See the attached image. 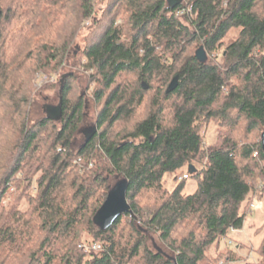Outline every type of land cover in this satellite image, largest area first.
Instances as JSON below:
<instances>
[{
    "label": "trees",
    "instance_id": "trees-1",
    "mask_svg": "<svg viewBox=\"0 0 264 264\" xmlns=\"http://www.w3.org/2000/svg\"><path fill=\"white\" fill-rule=\"evenodd\" d=\"M58 70L52 121L32 93ZM263 132L264 0H0V264H264V236L255 261L219 247L264 197ZM121 179L129 212L101 231Z\"/></svg>",
    "mask_w": 264,
    "mask_h": 264
},
{
    "label": "rangeland",
    "instance_id": "rangeland-1",
    "mask_svg": "<svg viewBox=\"0 0 264 264\" xmlns=\"http://www.w3.org/2000/svg\"><path fill=\"white\" fill-rule=\"evenodd\" d=\"M85 31H83V34ZM232 41V38L230 40L228 39L226 43ZM57 76V79L55 82L51 83L48 82L46 78H49L51 76ZM61 79V73L60 71H56L53 73H41L38 72L36 74L35 79V88L32 94L36 95L38 93L41 94L43 98H47L44 100L45 103H42L43 105H51V106H57L58 105V91H59V85L58 82ZM39 81H42V87L39 89L37 88V84ZM45 82V83H44ZM54 85V86H51ZM146 85V84H145ZM41 104V105H42ZM93 123H87L86 126H82L79 129L78 134L76 135V138L74 140V148L76 149L81 143H82V135L81 133L83 129H85L88 126H91ZM80 133V135H79ZM202 133L205 137V143L207 145L212 144L215 141L216 133H217V126L213 122H209L206 126L202 128ZM195 168L198 170L201 168L200 164H195ZM189 170V166L184 167L182 169V173H186ZM180 174L179 172L173 174V173H166L163 177V185L166 189L169 191L173 190L176 185L179 183L178 180H176V176ZM198 183L199 178L198 177H190L183 182V193L187 195H191L195 193L198 189ZM253 208L251 209V212L246 215L244 225L241 230H239L236 234L231 236L230 240L232 242L229 244V241H221L219 247L220 249H230V250H236L239 243L246 244L248 246L253 247L252 253H249L248 249L243 250H236L238 252V256L245 258L248 256H252L253 259H257L258 254L256 250L258 249L260 242L264 236V197L261 199H255L253 202ZM27 207L26 202H22L20 204V208L22 210H25ZM89 240V239H88ZM90 242V241H88ZM154 242L157 246L163 248V245L161 241L154 237Z\"/></svg>",
    "mask_w": 264,
    "mask_h": 264
},
{
    "label": "water",
    "instance_id": "water-1",
    "mask_svg": "<svg viewBox=\"0 0 264 264\" xmlns=\"http://www.w3.org/2000/svg\"><path fill=\"white\" fill-rule=\"evenodd\" d=\"M183 1L184 0H166L169 8H175ZM195 57L199 62H204L206 60V54L202 47L196 51ZM177 82L178 78L175 76L169 83L166 93L172 92L176 88ZM141 85L143 89H147V86L144 82H142ZM45 113L48 119L52 121H59L62 113L60 104L57 106L46 105ZM95 132L96 130L93 127L92 132L85 135V141L93 136ZM261 149L264 152V132L261 135ZM127 188L128 182L126 179L118 180L110 188L103 204L94 214L92 222L95 226L100 228L101 231L109 229L116 219L129 212L130 207L126 199Z\"/></svg>",
    "mask_w": 264,
    "mask_h": 264
},
{
    "label": "built area",
    "instance_id": "built-area-1",
    "mask_svg": "<svg viewBox=\"0 0 264 264\" xmlns=\"http://www.w3.org/2000/svg\"><path fill=\"white\" fill-rule=\"evenodd\" d=\"M46 79H47L48 82L53 83V82L56 81L57 76H56V75H55V76H51V77L46 78ZM44 83H45V82H44ZM41 87H42V81H39L38 84H37V88L40 89ZM185 178H187L186 175H184V176L182 177V179H185ZM230 232H231V233H234L235 230H234L233 228H230ZM236 232H237V231H236ZM229 243H231V242H229ZM79 247H81V248H83V249H85V250H92V251H97V250L100 249V245H99V244H96V243H91V244H90V243H85V244L80 245ZM247 258H248L249 260H253V261H255V259H253L252 256H248ZM218 264H224V262H223V261H220Z\"/></svg>",
    "mask_w": 264,
    "mask_h": 264
}]
</instances>
